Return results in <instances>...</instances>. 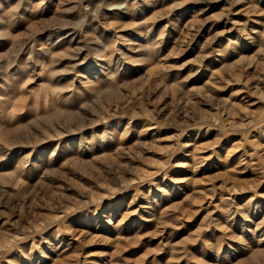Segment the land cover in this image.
<instances>
[{"label":"rangeland","instance_id":"1","mask_svg":"<svg viewBox=\"0 0 264 264\" xmlns=\"http://www.w3.org/2000/svg\"><path fill=\"white\" fill-rule=\"evenodd\" d=\"M0 264H264V0H0Z\"/></svg>","mask_w":264,"mask_h":264}]
</instances>
